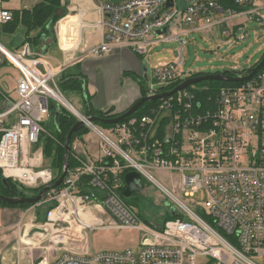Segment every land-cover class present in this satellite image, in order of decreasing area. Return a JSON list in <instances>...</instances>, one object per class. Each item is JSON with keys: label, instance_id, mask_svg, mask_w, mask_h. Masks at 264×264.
<instances>
[{"label": "built area", "instance_id": "built-area-1", "mask_svg": "<svg viewBox=\"0 0 264 264\" xmlns=\"http://www.w3.org/2000/svg\"><path fill=\"white\" fill-rule=\"evenodd\" d=\"M183 1V8L177 0L101 2L102 41L85 56L118 50L145 56L151 46L175 43L174 62L153 70L161 86L153 94H162L171 91L159 92L162 88L198 77L182 69L191 34L220 29L229 38L240 29L241 19L264 26V0H229L231 5L224 7L217 0ZM12 20V11L0 6V25ZM0 55L19 74L13 99L0 88V173L23 188H44L54 178L42 166L39 141L51 101L62 105L55 80L61 69L50 70L26 45L17 55L0 44ZM252 68L228 75L247 77ZM200 84L157 100L148 115L119 122L106 129L107 135L85 116L67 110L97 136L100 158L75 154L77 165L68 170L62 188L42 198L44 206H55L42 227L47 246L34 264H259L264 256V65L248 80L212 94ZM128 172L162 190L179 208L174 210L177 219L162 229L144 223L121 195ZM151 172L177 174L170 178L171 191ZM200 191L203 206L187 201ZM180 195L188 198L185 203ZM91 211L102 219L87 217ZM102 228L134 229L142 238L136 249L119 252L70 247L72 234Z\"/></svg>", "mask_w": 264, "mask_h": 264}, {"label": "crops", "instance_id": "crops-1", "mask_svg": "<svg viewBox=\"0 0 264 264\" xmlns=\"http://www.w3.org/2000/svg\"><path fill=\"white\" fill-rule=\"evenodd\" d=\"M42 2L43 0H35L32 5L21 2L20 9L15 10H31ZM101 2L109 1L62 0L61 4L65 7L66 16L55 25H48L45 33H40L39 30L32 31L30 37L40 35L38 45L34 46L25 42V30L21 27L23 29L22 44L28 46L33 58L41 59L50 70L61 69L55 80H58L64 72L82 75L86 81L84 96L87 106L89 103L94 110H111V115H120L141 98L139 86L132 75L146 79V69L142 58H147L153 46L149 48L145 56H138L129 50H118L99 57L85 56L102 41L103 30L99 25L98 12ZM2 4L3 1L0 4L1 7ZM215 30H219L221 34L220 29H214L211 33ZM176 50L177 46L174 43L170 50H163L161 56L176 59ZM155 57L151 54L148 58ZM4 63L8 62L4 61L1 64ZM39 69L44 72L43 67ZM72 95V99L81 100L83 113L77 110L76 112L83 115L86 109L83 94L73 93ZM67 103L73 107L69 102ZM54 104L57 106V103ZM90 133L92 132L89 131L80 140H76L72 151L82 158L98 160L100 158L98 139L95 140ZM46 217V208L41 203L27 209L0 205V264H34L43 255V248L47 246L46 235L42 231ZM87 217L102 219L100 214L92 211L87 214ZM88 236L89 234L83 232L72 234L68 238L70 247L85 249L89 253L95 252L89 247ZM57 254L60 253L56 252Z\"/></svg>", "mask_w": 264, "mask_h": 264}, {"label": "rangeland", "instance_id": "rangeland-1", "mask_svg": "<svg viewBox=\"0 0 264 264\" xmlns=\"http://www.w3.org/2000/svg\"><path fill=\"white\" fill-rule=\"evenodd\" d=\"M35 0H5L2 7L7 9H20V4L32 5ZM110 3H120L122 0H105ZM177 4L183 8L186 2L177 0ZM241 24L239 30H236L232 36L227 38L222 36L219 30H215L211 34L193 33L188 38V43L184 48L183 71L185 73H204L213 74L215 72L227 71L228 73H239L243 70H249L254 67L264 55V26L258 21H248L241 19L238 21ZM234 23H229V28ZM248 39L243 40V36ZM23 29L18 25L13 31H7L5 26L0 25V44L8 51L20 55L23 50ZM174 43H160L153 46L147 58H142L146 69V79L144 87L146 95L151 96L161 86L153 78V69L163 63L172 62L175 58H164L161 52L167 49L170 50ZM155 58H148L150 55ZM169 55V54H168ZM170 56V55H169ZM167 56V57H169ZM177 56V54H176ZM4 58L0 55V88L5 94L14 98L15 79L19 74L16 68L9 63H4ZM67 102H69L75 110L83 113V104L81 100L72 99L71 93L62 92L59 90ZM71 94V95H70ZM53 103V101H51ZM43 139L51 138V123L48 115L43 117ZM99 131L106 134V129L97 127ZM96 140L97 136L90 133ZM107 135V134H106ZM44 140L39 141L40 148ZM75 144V142L73 143ZM43 163L49 164L43 157ZM151 176L164 188L171 191L170 178L176 179L177 174L151 172ZM180 201H185L183 195L177 196ZM192 201L198 206H203L205 202L204 192L200 191L193 198L187 201ZM127 206L131 207L138 213L141 220L152 225L153 228L159 227L162 219L169 213V207L176 212L179 208L172 204L166 194L154 186L149 181H144V190L142 194L134 192L130 199H124ZM41 216V215H40ZM88 243L91 251H113L119 252L125 249H136L141 241L142 234L138 230L129 228H102L96 229L89 233ZM257 263L264 264V256L257 260Z\"/></svg>", "mask_w": 264, "mask_h": 264}, {"label": "trees", "instance_id": "trees-1", "mask_svg": "<svg viewBox=\"0 0 264 264\" xmlns=\"http://www.w3.org/2000/svg\"><path fill=\"white\" fill-rule=\"evenodd\" d=\"M5 1V0H2ZM124 1V0H122ZM221 3V5L224 7L226 2L231 5V2L229 0H217ZM62 0H43L42 3L36 5L31 10H23V11H12L13 13V20L4 25L5 29L7 31H13L18 25L20 27H23L25 30L24 36L26 38L25 42L31 43L33 46L38 45L39 36L30 37V33L32 31L39 30L40 33H45L47 31L48 25H55L59 20H61L63 17L66 16L65 7L61 4ZM39 33V34H40ZM218 74V73H216ZM204 75V73H198L197 76ZM133 79L136 81V83L139 86L141 98L146 97V90L144 87V78H138L135 75H132ZM85 78L80 74H71V73H62L58 80L57 85L59 90L66 93H78L83 94V91L85 89ZM199 87L207 86L211 89V94L214 92L217 88L221 87H227L232 86V84L228 82H204L198 85ZM176 85L170 86L168 88H162L159 90L165 91L168 89L175 88ZM159 101L154 102H146L143 103L140 108L137 110L135 114L132 116L122 120L121 122H126L132 117H141L144 115H148L150 111L157 106ZM55 107L56 105L54 103H51L50 105V123H51V138L45 137L43 139V134L40 137V141L44 140L42 143V152L43 157L45 161H47L49 164L45 165L42 163V166L44 168H49L53 174V182H55L58 177L60 176L63 167H64V159H65V150H64V143L67 133L70 131V129L77 123V119L70 114L67 110L64 108H60L59 112L55 115ZM111 110L108 111H99L94 110L90 104L88 103V106L85 109L84 116L85 117H96L101 120H107L115 118L119 115H111ZM97 127H102L104 129H109L110 127H113L115 124H103L100 122H96L94 124ZM89 133V129H87L85 126L77 129L71 138V148L73 146V143L76 140H80L84 135ZM75 153L71 149V154L69 158V167L68 170H72L77 164L74 159ZM3 177L0 173V195L8 198H17V197H30L36 195L43 187H38L34 189H28L23 188L16 183L12 182L11 180H6V183H2ZM83 183L86 182L85 179L82 180ZM62 188V185L55 189V191H58ZM1 206L5 207H17L21 209H27L32 207V205L22 204V205H8L5 203L0 202ZM55 206L54 202L48 203L45 205L46 208V216L47 213ZM141 219V218H140ZM176 216H172L170 213L166 214V216L163 217L162 222L160 223L159 227H156V229H162L165 223L169 221L176 220ZM143 221V220H142ZM144 223L150 225V223L143 221ZM152 226V225H151Z\"/></svg>", "mask_w": 264, "mask_h": 264}, {"label": "water", "instance_id": "water-1", "mask_svg": "<svg viewBox=\"0 0 264 264\" xmlns=\"http://www.w3.org/2000/svg\"><path fill=\"white\" fill-rule=\"evenodd\" d=\"M185 1H189V0H185ZM248 37H245L243 40L248 39ZM264 65V55L261 59V61L258 63V65H256L254 68H252L250 70V74L247 77H233L232 75H228L227 71H223L221 73H213V74H204L195 78H190L188 80H185L182 84L178 85L177 87H175L173 90L169 91V92H165L162 94H153L151 96H146L144 98H140L139 100H137L127 111H125L124 113L120 114L119 116L112 118V119H107V120H101L98 119L96 117H86V121L90 124H95L96 122H100L103 124H117L119 122H121L122 120L132 116L133 114H135L137 112V110L140 108V106L143 103L146 102H154L160 99H165L169 96H172L173 94L189 87L192 85H196V84H200V83H204V82H228V83H239V82H243L245 80H248L251 76H253L258 70H260ZM237 73H233V75H236ZM83 98H84V103L87 107V102H86V98L84 96V91H83ZM68 104V103H67ZM60 108H64L65 110L70 111L66 106H64L63 104L61 105H57L55 108V115L59 112ZM85 126L84 122L82 120H78L77 123L70 129V131L67 133L66 138H65V143H64V150H65V159H64V167L63 170L60 174V176L58 177V179L51 183L48 186H45L44 188H42L36 195L34 196H30V197H17V198H8V197H4L0 195V202L8 204V205H22V204H27V205H38L40 203V201L42 200V198L44 197V195L51 190H55L58 187H60L65 178L67 177L68 174V167H69V158H70V154H71V138L73 133L81 128ZM2 183L5 184L6 180L3 179ZM124 185H125V189L122 192V198L123 199H130L132 197V195L134 194V192L138 193V194H142L143 190H144V183L141 180V176L139 174H137L136 172H128L125 177H124ZM169 209V213L172 216H176V213L174 212V209H172L171 207L168 208Z\"/></svg>", "mask_w": 264, "mask_h": 264}, {"label": "bare ground", "instance_id": "bare-ground-1", "mask_svg": "<svg viewBox=\"0 0 264 264\" xmlns=\"http://www.w3.org/2000/svg\"><path fill=\"white\" fill-rule=\"evenodd\" d=\"M59 100H60V102L64 105V106H66L70 111H72V112H74V113H77L76 112V110L73 108V107H71L69 104H67V102L63 99V98H61V97H57Z\"/></svg>", "mask_w": 264, "mask_h": 264}]
</instances>
